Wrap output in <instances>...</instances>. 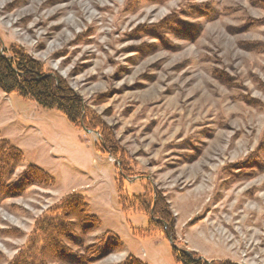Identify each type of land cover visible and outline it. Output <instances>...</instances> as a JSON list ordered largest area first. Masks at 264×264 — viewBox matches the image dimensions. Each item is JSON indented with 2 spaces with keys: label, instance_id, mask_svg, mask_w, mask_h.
Here are the masks:
<instances>
[{
  "label": "rangeland",
  "instance_id": "rangeland-1",
  "mask_svg": "<svg viewBox=\"0 0 264 264\" xmlns=\"http://www.w3.org/2000/svg\"><path fill=\"white\" fill-rule=\"evenodd\" d=\"M11 48L58 77L83 115L75 126L0 90V140L21 154L5 183L21 187L0 203V264L30 239L47 264H177L172 245L207 263L264 264V0H0V50ZM116 180L129 198H166L172 244L122 211ZM75 197L98 224L54 261L36 225Z\"/></svg>",
  "mask_w": 264,
  "mask_h": 264
},
{
  "label": "trees",
  "instance_id": "trees-1",
  "mask_svg": "<svg viewBox=\"0 0 264 264\" xmlns=\"http://www.w3.org/2000/svg\"><path fill=\"white\" fill-rule=\"evenodd\" d=\"M9 53L10 57L7 58L0 50V90L6 94L15 93L21 98L32 100L43 109H54L61 113L70 124L80 126V120L83 115L80 98L67 89L58 77L54 78L46 73L37 61L32 60L21 49L11 48ZM86 121L88 124L87 128L98 129L105 149H109L108 151L115 149L113 151L116 152L117 147L114 141L108 139V136L110 137L108 128L104 127V125H98L97 119H86ZM106 133H108L107 136ZM111 157L115 160L114 154ZM20 159L21 154L16 148L9 146L6 141L0 140V203L13 196L10 192H15V189L21 187H12L5 184L13 169L19 165ZM118 160L121 161L120 159ZM32 171V174L36 177H44L41 170L32 168ZM120 171L123 177L132 175L129 172L130 170L121 168ZM117 180L119 205L122 211L124 213L137 211L149 219L148 227L143 231L144 234L153 236L164 234L167 240L171 239L174 241L175 220L169 210L166 198L159 193H155V197L152 193H145L141 196L129 198L122 194ZM19 193L14 194L19 196ZM79 201L76 197L74 199L66 198L57 209L55 217L44 218L36 225V233L40 235V241L42 242L43 238L49 242L51 241L50 245L54 261L58 259L60 252L68 251L64 243L66 240L69 241L68 238L74 231H86L92 227L95 228L98 224L95 217L88 214L87 205ZM94 249L91 248L89 250L94 251ZM120 249L121 245L118 242L111 247V250L114 251H119ZM41 251L36 246L35 241L30 239L26 248L10 264H47L51 259L45 258V254ZM107 254L106 252L97 253L94 260H100ZM173 257L177 264H228L224 262L207 263L198 258L194 252L177 250L175 247H173ZM122 264L143 263L129 257Z\"/></svg>",
  "mask_w": 264,
  "mask_h": 264
},
{
  "label": "water",
  "instance_id": "water-1",
  "mask_svg": "<svg viewBox=\"0 0 264 264\" xmlns=\"http://www.w3.org/2000/svg\"><path fill=\"white\" fill-rule=\"evenodd\" d=\"M168 242H169L170 244H172V241H171L170 239H168ZM172 247H174V246L172 245Z\"/></svg>",
  "mask_w": 264,
  "mask_h": 264
}]
</instances>
